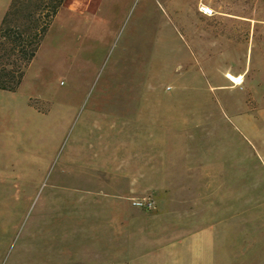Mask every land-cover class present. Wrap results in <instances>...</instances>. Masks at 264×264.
Returning a JSON list of instances; mask_svg holds the SVG:
<instances>
[{"label":"rangeland","instance_id":"rangeland-1","mask_svg":"<svg viewBox=\"0 0 264 264\" xmlns=\"http://www.w3.org/2000/svg\"><path fill=\"white\" fill-rule=\"evenodd\" d=\"M27 7L0 0V26ZM112 13L60 31L50 21L27 61L0 35V72L23 71L15 91L0 89V264H58L87 241L80 213L105 190L95 166L124 159L102 126L145 116L192 136L220 130L227 169L246 181L264 170V0H131Z\"/></svg>","mask_w":264,"mask_h":264},{"label":"crops","instance_id":"crops-1","mask_svg":"<svg viewBox=\"0 0 264 264\" xmlns=\"http://www.w3.org/2000/svg\"><path fill=\"white\" fill-rule=\"evenodd\" d=\"M130 1L64 0L50 24L58 21L60 31L68 20H90L106 7L114 16ZM133 122L138 125L101 127L120 135L108 150L124 159L95 166L93 181L105 190L93 191L98 194L87 199L93 211L80 213L90 219L80 231L87 241L74 246L75 257L64 248L58 264H264V170L246 181L227 169L231 150L220 130L202 126L192 136L160 117ZM139 197L153 208L133 206Z\"/></svg>","mask_w":264,"mask_h":264},{"label":"trees","instance_id":"trees-1","mask_svg":"<svg viewBox=\"0 0 264 264\" xmlns=\"http://www.w3.org/2000/svg\"><path fill=\"white\" fill-rule=\"evenodd\" d=\"M64 0H13L11 5L13 7L28 6L26 9L27 14L23 17L24 20L17 19L15 21L8 22L5 18L0 26V35L4 36L13 42V48L16 51L23 53L22 55L27 59L31 58L36 50V45L40 35L45 31L48 23L57 11V7ZM43 7L44 16L48 19L42 25L39 23V17L36 18L35 14L40 7ZM43 17V18H45ZM28 39V41L26 40ZM27 55V57H26ZM23 75L22 69H20L16 76L12 74V79L9 73L5 71L0 72V89L15 91L20 83Z\"/></svg>","mask_w":264,"mask_h":264},{"label":"built area","instance_id":"built-area-1","mask_svg":"<svg viewBox=\"0 0 264 264\" xmlns=\"http://www.w3.org/2000/svg\"><path fill=\"white\" fill-rule=\"evenodd\" d=\"M198 12L205 17H212L215 14L214 9L205 3H200L198 5ZM237 78H238V76H237ZM229 80L235 86H238L241 84V82L238 79H231L229 77ZM131 204L133 206H135L137 208H141V209H152L153 208V202L147 197L132 198Z\"/></svg>","mask_w":264,"mask_h":264},{"label":"bare ground","instance_id":"bare-ground-1","mask_svg":"<svg viewBox=\"0 0 264 264\" xmlns=\"http://www.w3.org/2000/svg\"><path fill=\"white\" fill-rule=\"evenodd\" d=\"M232 74V73H231ZM233 75V74H232ZM237 76H238V78H237ZM226 78H228L229 79V77L231 78V79H238L240 82H241V84H242V77L240 76V75H233V76H230V75H228V74H226V76H225Z\"/></svg>","mask_w":264,"mask_h":264}]
</instances>
